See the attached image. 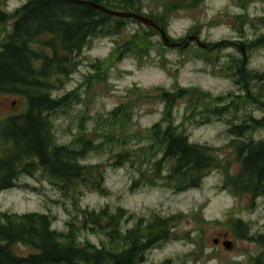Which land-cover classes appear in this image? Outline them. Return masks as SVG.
<instances>
[{"label":"rangeland","instance_id":"374dc122","mask_svg":"<svg viewBox=\"0 0 264 264\" xmlns=\"http://www.w3.org/2000/svg\"><path fill=\"white\" fill-rule=\"evenodd\" d=\"M26 1L4 0L0 7L13 11ZM179 2L141 0L138 7L140 13L162 19L167 33L174 39L185 44L188 35H198L207 47L189 39L184 50L167 46L159 32L153 33L147 25L128 20L117 33L108 32L88 42L76 54L77 69L63 78L62 84L57 83L52 92L60 96L75 90L79 96L70 106L52 115L53 135L60 144L71 145L82 134L101 144L81 161L101 165L106 191L80 180L73 190L65 193L43 170H37L34 175L21 174L15 187L0 190V210L48 213L53 227L59 231H66L70 221L81 224L83 209H100L106 205L112 210L126 209L127 218L121 222L126 227L132 226L137 218L146 221L155 215L173 217V239L155 245L147 252L143 264H161L166 260L173 264H253L263 248L254 240L239 238L233 219L241 218L248 223L254 235L264 233V196L254 199L224 188L225 174L221 169L210 171L198 187L176 190L164 178L169 163L163 161L157 172L154 161L161 154L148 147L149 130L163 116V100L157 95V87L167 90L195 87L213 96L244 93L236 83V76L225 66L233 57L243 56L244 43L264 34V23L260 20L264 15V0ZM171 3L178 6L166 10ZM11 24L12 21L0 25V43ZM133 39L140 40L141 48L127 45ZM225 42L229 46L206 51L213 44ZM117 51L122 53L120 58ZM246 60L248 69L264 72V48L247 50ZM97 61L105 64L104 68L95 69L93 64ZM251 87L258 86L251 84ZM188 101L187 97L178 101L175 123L186 130L191 141L217 148L216 153L224 165H229L230 173L236 172L240 161L229 146L228 117L212 116L206 122L196 108L187 110ZM121 104L126 105L129 118L112 124L109 113ZM25 109L22 96L0 93V127L8 115ZM245 111L262 117L264 105L248 103ZM107 135L120 141H106ZM255 136L264 137V127ZM122 151H128V161L118 163L115 153ZM3 154L5 148L0 140V155ZM152 168L153 185L133 184L140 177L139 171L149 174ZM79 236L83 242L109 244L104 233L94 232L89 226L82 228ZM220 237L232 240L233 248L214 244L213 239ZM14 249L22 254L33 251L20 243Z\"/></svg>","mask_w":264,"mask_h":264},{"label":"trees","instance_id":"16d2710c","mask_svg":"<svg viewBox=\"0 0 264 264\" xmlns=\"http://www.w3.org/2000/svg\"><path fill=\"white\" fill-rule=\"evenodd\" d=\"M129 1L124 0L126 4ZM173 6L178 5L171 3L166 10ZM103 7L140 13L138 6H109L100 0H28L13 11L0 7V25L12 21L0 43V93L20 95L26 103L24 111L8 115L0 127V140L5 148V154L0 155V190L15 187L21 174L34 175L37 170H43L55 184L63 187L65 193L73 190L80 180L101 192L106 191L101 180V165H87L81 161L101 144L83 134L71 145L60 144L54 138L52 125L54 113L79 99L75 90L60 96L52 93L57 83L62 84L63 78L77 69L76 54L94 37L117 33L128 20L142 23L135 18L112 15ZM153 19L167 31L162 19ZM260 20L264 23V15ZM147 26L153 33L159 32L155 27ZM139 41L133 39L127 45L134 48L139 46ZM227 46L229 42L213 44L206 51ZM244 46L246 50L264 48V34ZM176 47L184 50L188 46ZM117 53L120 58L122 53ZM104 65L98 61L93 64L97 70ZM246 65L240 56L233 57L225 66L236 76V83L244 90L242 94L229 92L213 96L195 87L156 88L157 95L163 100V116L149 130L151 143L148 150L155 148L161 154V158L154 161L157 172L163 161L169 163L164 178L176 190L198 187L210 171L221 169L225 174L224 188L254 199L264 196V137L255 136V132L264 127V115L255 117L245 111L248 103L264 105V72L250 70ZM251 84L258 87L252 88ZM183 97L189 99L187 110L196 108L197 114L206 122L212 116L228 117L229 146L240 161L236 172L230 173L229 165H224L216 153L217 148L191 141L186 130L175 123V109ZM109 115L112 124L129 118L125 104L118 105ZM106 138L109 142L120 141L112 135ZM115 158L118 163L127 162L128 151L115 153ZM151 173L153 168L149 174L139 171L140 177L133 184L153 185ZM123 218H127L123 207L112 210L106 205L100 209H83L81 224L70 221L66 231H59L53 227L48 213L0 210V264H143L149 250L173 239V217L155 215L146 221L137 218L130 227L122 225ZM233 225L239 238L261 245L263 250L254 257L253 264H264V233L252 234L250 225L241 218L233 219ZM86 226L94 232L104 233L109 244L81 241L79 233ZM19 243L33 251L16 252L14 245ZM161 264L173 263L166 260Z\"/></svg>","mask_w":264,"mask_h":264},{"label":"water","instance_id":"95a60500","mask_svg":"<svg viewBox=\"0 0 264 264\" xmlns=\"http://www.w3.org/2000/svg\"><path fill=\"white\" fill-rule=\"evenodd\" d=\"M95 6L96 7L97 6L101 7V6H99V4H97V5L95 4ZM103 9L106 12H108V13H110L112 15H115V16H118V17H123V18L132 17V18H135L138 21L142 22L145 25H150V26L155 27L159 31L164 44L167 45V46L176 47V46L187 45V43H188L187 39L196 40V42L199 45L203 46V47H207L208 46L207 44L201 42V39L199 38L198 35H188V37H186L185 40H184V41H186L185 44H183L182 41H179V42L172 41L170 36L168 35L167 31L161 25H159L157 22H155L154 19H152L151 17H149L147 15H144L142 13H138V12H134V11L113 10V9H108L106 7H103ZM241 51L243 53L244 65H245L246 62H247V60H246V58H247V50H246L244 45L241 46ZM225 236H227V234ZM218 242H219V238H214L213 239V243L214 244H217ZM222 245L226 249H232L233 245H234V242L232 240H230V239H225V240L222 241Z\"/></svg>","mask_w":264,"mask_h":264},{"label":"flooded vegetation","instance_id":"af4514ba","mask_svg":"<svg viewBox=\"0 0 264 264\" xmlns=\"http://www.w3.org/2000/svg\"><path fill=\"white\" fill-rule=\"evenodd\" d=\"M101 2H107L109 6H123V5H131V6H139L141 0H130L128 4L124 2V0H100ZM135 12V11H134ZM151 17V16H149ZM132 18V17H130ZM153 19V17H151ZM153 27V26H152ZM223 241V237L219 238V242L217 243L218 246H221V243Z\"/></svg>","mask_w":264,"mask_h":264},{"label":"bare ground","instance_id":"6f19581e","mask_svg":"<svg viewBox=\"0 0 264 264\" xmlns=\"http://www.w3.org/2000/svg\"><path fill=\"white\" fill-rule=\"evenodd\" d=\"M88 208V207H87Z\"/></svg>","mask_w":264,"mask_h":264}]
</instances>
